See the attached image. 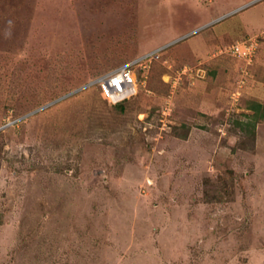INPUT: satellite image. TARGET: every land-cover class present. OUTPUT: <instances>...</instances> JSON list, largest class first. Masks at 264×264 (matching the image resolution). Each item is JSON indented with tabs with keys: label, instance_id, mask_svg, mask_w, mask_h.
<instances>
[{
	"label": "rangeland",
	"instance_id": "obj_1",
	"mask_svg": "<svg viewBox=\"0 0 264 264\" xmlns=\"http://www.w3.org/2000/svg\"><path fill=\"white\" fill-rule=\"evenodd\" d=\"M249 103L264 0H0V264H264Z\"/></svg>",
	"mask_w": 264,
	"mask_h": 264
},
{
	"label": "built area",
	"instance_id": "obj_2",
	"mask_svg": "<svg viewBox=\"0 0 264 264\" xmlns=\"http://www.w3.org/2000/svg\"><path fill=\"white\" fill-rule=\"evenodd\" d=\"M256 45L255 40H246L240 45L233 47L232 51L239 56H241L240 53L242 52L243 56L245 55L251 60ZM148 57L151 56L130 61L96 80L100 94L108 104L117 105L136 94L137 68H141Z\"/></svg>",
	"mask_w": 264,
	"mask_h": 264
},
{
	"label": "trees",
	"instance_id": "obj_3",
	"mask_svg": "<svg viewBox=\"0 0 264 264\" xmlns=\"http://www.w3.org/2000/svg\"><path fill=\"white\" fill-rule=\"evenodd\" d=\"M118 105L120 106V105H122V103H118L115 106H118ZM248 109L253 112V116L249 117L253 121L259 120V119H264V103L263 104L249 103Z\"/></svg>",
	"mask_w": 264,
	"mask_h": 264
}]
</instances>
